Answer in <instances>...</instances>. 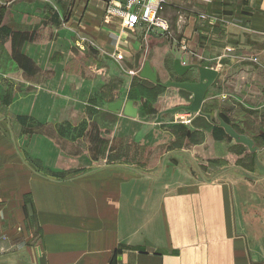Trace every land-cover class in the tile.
<instances>
[{
    "label": "crops",
    "instance_id": "1",
    "mask_svg": "<svg viewBox=\"0 0 264 264\" xmlns=\"http://www.w3.org/2000/svg\"><path fill=\"white\" fill-rule=\"evenodd\" d=\"M165 1L168 8L175 9V17L170 18H177L179 7H187L199 26L206 23L207 34L216 36L217 29L221 57L229 56L233 47L236 57L258 56L256 65L236 60L241 72L236 84L264 88V0ZM160 2L0 0V264H264V161L260 153L255 166H249L254 152L224 129L223 138L218 139L207 130V117L199 112L194 122L193 117L188 122L183 116L176 117V112L159 110L164 119L159 124L165 127L155 123L159 115L154 119L159 127H154L151 113L142 112L141 104L150 100L145 93L154 91L157 84L139 76L125 79L123 94L107 102V111L97 114L98 119L115 120L113 139L134 137L130 152L157 153L156 161L146 166L130 162L105 165L101 158L78 164L55 148L49 135L28 138L25 146L11 117L1 110L11 103L12 112L26 109L44 124H53L62 107L84 113L105 82L99 60L90 77L84 74L86 66L80 58L74 65L53 66L50 57L55 51L70 56L71 43L80 35L106 46L105 57L115 61L111 53L123 18L111 9L133 7L132 20L147 4ZM184 3L189 5L182 6ZM200 12L218 19L219 28L201 20ZM38 27L42 30L40 43L36 42ZM140 34L133 35L131 42L122 41L127 46L122 48V59L137 74L147 61L158 74L168 71L156 58L162 54L159 43L150 45L145 53H154L153 60L143 58L146 46L139 40ZM187 34L194 50L212 56L208 42L203 49L197 47L193 27ZM20 49L34 61L39 56L49 59L43 65L42 82L37 83L35 76L20 67ZM79 52L75 54H83ZM221 67L220 73L230 65ZM249 72L251 81L245 78ZM23 95L27 98L21 103ZM168 97L162 92L152 106L184 105L181 91L165 101ZM118 100L123 102L122 108L111 111L109 104ZM129 101L138 108L137 117L124 113ZM255 108L253 118L259 123L264 120V94ZM34 157L41 158L43 165H37ZM214 160L223 167L209 176L207 164Z\"/></svg>",
    "mask_w": 264,
    "mask_h": 264
},
{
    "label": "rangeland",
    "instance_id": "2",
    "mask_svg": "<svg viewBox=\"0 0 264 264\" xmlns=\"http://www.w3.org/2000/svg\"><path fill=\"white\" fill-rule=\"evenodd\" d=\"M165 0H161L158 5V11L156 18L153 23L144 20L142 17L145 12V7L139 12L135 19H130L129 14L132 13V8L128 9H111L112 12L121 15L123 22L121 24V32L117 36L116 48L114 49L112 56L115 61L109 60L105 57L107 52L106 46L98 44L96 39H92L87 36H77V39L74 38L71 43V54L68 57H64V54L61 51H55L53 56L50 57V63L55 66L61 63H66V65H74L77 63V57L83 62L86 66L84 74L90 77L94 76L95 66L97 64V59L99 60V65L103 67L101 76L104 79V85L101 89L100 95L94 97L90 100V103L87 105L84 113H80L71 107H62L59 109V114L61 116L57 117V120L53 124H44V122L38 121L37 119L28 115L26 109H20L19 114L12 112L11 108L13 107L11 103L4 105L1 109L2 112L9 115L12 120V126L17 132L19 137L22 139L21 143L25 146L28 144V138H34L37 136H44L52 139L53 146L63 151V154L68 156L74 161L77 160L79 163L88 164L101 158L105 161L106 164H135V165H148L151 161H156L157 153L144 151V152H132L129 145L135 144L134 137L112 138L114 131H111V128L114 126L115 120L112 117L104 116L102 119H98L97 116L99 111H107V102L114 101L116 98L120 97L123 94V84L125 79H133L136 76L142 77L141 72L136 73L130 68V64L127 60L122 59L121 51L125 49L122 41L128 42L133 40V35L141 33L140 41L146 46L145 50L142 53L145 55L143 58L146 60H153L154 53L147 55L148 49L156 43L161 45L162 51L161 55H156L159 64H163L168 69L165 71H160L158 75V81L153 82L149 79L148 82L155 83L158 86L154 88V91L149 90L146 96L150 98L146 103L141 104L142 112H150V122L154 127H165L159 123L155 122L154 119L159 115V110L163 109V104H160L158 107H153V100H157L158 96L162 92H166L170 97L177 95L178 91L184 95L183 101L184 105H189L193 100V94L179 89L174 86L165 87V83L168 81H178V82H197L199 81L198 67L205 66L214 69H221V65L226 64L230 65L229 69L223 70L216 78L215 82L208 88L204 103L201 108V111L210 114L212 119L207 118V130L210 131L218 139L223 138V128L220 126V119L225 120L227 123L231 124L236 130L243 132H250V138L255 141V145L259 147L260 159L264 161V120L259 119V123L253 116L257 114L255 111L256 103L260 102L262 94H264V88L252 87V86H237L236 78L241 76V72H238L236 68V60H242L244 63H254L259 64L260 59L254 54H246L241 57H236L235 49L231 48L228 50L229 56L221 57L220 48H219V31L216 29L217 35L211 36L207 34V26L204 24L198 25V22L194 21L193 16L187 12L189 9L187 7H179L177 20L175 18V9L168 8L165 3ZM150 5V4H147ZM189 3H184L182 6H188ZM200 10V9H197ZM194 11V9H193ZM193 13V12H192ZM200 19L205 21H211L212 26L219 28V25L216 22H219L218 19H209L208 13L200 12ZM194 22V23H192ZM193 27L195 33H197V47L203 49L205 43L208 42L207 51L211 53L212 56L207 57L199 53V48L194 50L191 37L188 36L187 31L189 27ZM42 27V26H41ZM41 27H38L36 30V42H42L39 39V36L42 34ZM24 41L21 40L20 43ZM151 45V46H150ZM120 46V48H118ZM123 48V49H122ZM76 50L82 52L83 54L76 55ZM154 52V49L151 50ZM79 52V53H80ZM159 56V57H158ZM36 61L25 52L21 51L19 55L20 67L25 70L29 76H35L37 83L42 82L44 79L45 70L43 69L44 63L49 59H45L43 56L37 57ZM175 59H180L184 64L192 65V70L184 75H178L177 72H174ZM79 62V59H78ZM150 62V61H149ZM172 66L174 69H172ZM152 67V65H151ZM153 68V67H152ZM154 69V68H153ZM155 70V69H154ZM156 71V70H155ZM115 74H111V73ZM157 72V71H156ZM56 72L52 71V77H54ZM112 76H109V75ZM249 77L246 75V80H252V74L249 72ZM143 78V77H142ZM111 80V81H109ZM188 80V81H185ZM190 80V81H189ZM246 84V83H245ZM255 85V84H254ZM40 90L38 86L35 91ZM255 95V97H254ZM170 97L165 98V101H168ZM190 97V99L188 98ZM27 95L21 96V103L26 102ZM187 99V102L184 100ZM100 104L104 110H98L97 106ZM138 106L140 104L138 103ZM170 108H173L170 107ZM255 109V110H253ZM112 111V110H111ZM117 112V111H114ZM256 112V113H255ZM175 113V112H174ZM163 114H165L163 112ZM171 114V113H169ZM176 117L183 116L187 118L188 122L191 121L190 117H193L192 122L195 121L199 114L198 112L186 111L185 109L179 110L174 114ZM143 116V115H142ZM171 117V115H169ZM198 118V117H197ZM196 118V119H197ZM206 121V120H204ZM191 122V123H192ZM205 123V122H203ZM162 124V123H161ZM184 127H187L186 124H183ZM260 128L259 131H255L254 128ZM240 133V132H239ZM110 134V135H109ZM244 134V133H242ZM33 143V141H32ZM111 146V149L108 150V146ZM126 147V148H125ZM133 148V146H132ZM134 149V148H133ZM126 151V152H125ZM259 152H254L255 156L251 157V163L249 166H255L256 155ZM32 157V156H31ZM33 159L36 164L42 166L43 161L39 157H34ZM142 161H141V160ZM145 159V160H144ZM93 160V161H92ZM126 160V161H125ZM126 162V163H125ZM130 162V163H127ZM223 166L220 161H210L207 164V171L209 176H213L221 169ZM263 174V171H262Z\"/></svg>",
    "mask_w": 264,
    "mask_h": 264
},
{
    "label": "water",
    "instance_id": "3",
    "mask_svg": "<svg viewBox=\"0 0 264 264\" xmlns=\"http://www.w3.org/2000/svg\"><path fill=\"white\" fill-rule=\"evenodd\" d=\"M174 68L178 75L184 76L192 69V65L184 64L180 59H176L174 62ZM199 81L197 82H178L168 81L165 83V87L174 86L179 89L188 91L193 94V100L189 105H181L178 107L168 108L164 111L165 114L174 113L179 110L185 109L186 111L199 112L205 115L209 120L212 119L210 114H205L201 111L204 103L205 94L208 88L215 82L219 75V71L214 68L199 66L198 67ZM143 78L149 79L153 82L158 81L157 72L151 67L149 61H147L141 71ZM123 102L118 100L109 104L108 108L112 111H118L122 108ZM124 113L131 117H137L138 108L135 107L133 101L127 102L125 105ZM162 114L158 116L157 122L163 121ZM220 126L238 143L245 144L252 152H259L260 149L255 145V141L245 134L239 133L231 124L225 120L220 119Z\"/></svg>",
    "mask_w": 264,
    "mask_h": 264
},
{
    "label": "built area",
    "instance_id": "4",
    "mask_svg": "<svg viewBox=\"0 0 264 264\" xmlns=\"http://www.w3.org/2000/svg\"><path fill=\"white\" fill-rule=\"evenodd\" d=\"M158 8V6L155 7L153 5H146L145 12L142 18L148 22L153 23L157 15Z\"/></svg>",
    "mask_w": 264,
    "mask_h": 264
}]
</instances>
